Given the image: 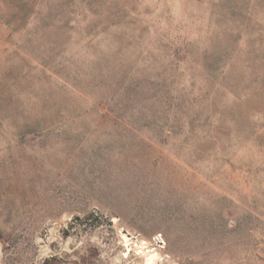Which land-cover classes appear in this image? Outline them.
<instances>
[{"label":"rangeland","instance_id":"374dc122","mask_svg":"<svg viewBox=\"0 0 264 264\" xmlns=\"http://www.w3.org/2000/svg\"><path fill=\"white\" fill-rule=\"evenodd\" d=\"M0 264H264V0H0Z\"/></svg>","mask_w":264,"mask_h":264},{"label":"built area","instance_id":"2783aa9c","mask_svg":"<svg viewBox=\"0 0 264 264\" xmlns=\"http://www.w3.org/2000/svg\"><path fill=\"white\" fill-rule=\"evenodd\" d=\"M157 239H159V235L157 236Z\"/></svg>","mask_w":264,"mask_h":264},{"label":"bare ground","instance_id":"6f19581e","mask_svg":"<svg viewBox=\"0 0 264 264\" xmlns=\"http://www.w3.org/2000/svg\"><path fill=\"white\" fill-rule=\"evenodd\" d=\"M157 238V237H156ZM163 244V243H162Z\"/></svg>","mask_w":264,"mask_h":264}]
</instances>
